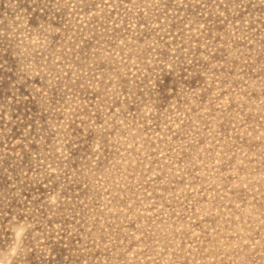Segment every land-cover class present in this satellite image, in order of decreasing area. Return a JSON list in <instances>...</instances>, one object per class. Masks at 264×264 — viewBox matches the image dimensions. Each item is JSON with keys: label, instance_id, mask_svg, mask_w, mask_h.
Returning <instances> with one entry per match:
<instances>
[{"label": "rangeland", "instance_id": "rangeland-1", "mask_svg": "<svg viewBox=\"0 0 264 264\" xmlns=\"http://www.w3.org/2000/svg\"><path fill=\"white\" fill-rule=\"evenodd\" d=\"M0 264H264V0H0Z\"/></svg>", "mask_w": 264, "mask_h": 264}]
</instances>
